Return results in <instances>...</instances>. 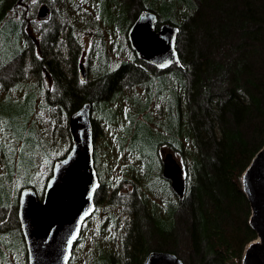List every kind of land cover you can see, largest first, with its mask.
<instances>
[{
	"label": "trees",
	"instance_id": "obj_1",
	"mask_svg": "<svg viewBox=\"0 0 264 264\" xmlns=\"http://www.w3.org/2000/svg\"><path fill=\"white\" fill-rule=\"evenodd\" d=\"M21 1L0 0V243L13 230L20 234L16 217L19 190L25 186L40 188V184L25 176L15 185L10 168L7 178H2L7 157L18 154L19 145L32 151L39 147L52 166L56 158L50 154V148L43 146V134L39 136L51 121L52 128H59L65 135L68 116L83 102H90L91 108L97 104L109 107L119 101L122 89L134 91L140 86L145 102L136 112L134 127L125 140L137 153L142 151L141 140L156 147L157 178L172 199L163 192L166 198L163 205L153 198L145 202L151 186L127 177L142 195L140 206H134L132 199L125 204L119 199L121 195L114 194L115 189L110 197L116 199L114 204H125L124 210L130 218L133 215V220L123 222L124 231L119 235L115 231L118 219L111 213L101 217L100 206L96 204L90 218L96 216L100 221L88 237L84 255L92 256L93 262L101 255L107 256L102 262L96 261L101 264H141L150 250L178 255L182 243H186L188 264H240L245 245L255 238L247 223L250 210L240 177L264 144V0H137L140 8L136 10H131V0H119L122 7L119 11L126 13L127 21L123 39L130 18L143 10L154 12L158 23L176 26L180 67L156 69L138 60L128 48L127 54L123 53L124 59L115 63L110 58L102 61L106 49L98 41L101 48L91 43L87 50L88 62L94 57L97 63L90 66L83 80L79 79L78 65L84 50L73 24L63 44L58 35L62 23L43 21L36 31L38 35L31 36L24 20L34 14L28 10L25 16ZM91 26L96 37H101L102 29L95 23ZM162 84L167 85L165 95L163 88L158 91L155 86ZM158 97L165 100L166 116L157 126L153 122V104ZM140 123L142 130L146 129L141 139L136 138ZM91 126L94 137L98 128L93 118ZM115 134L114 142L118 144L119 132ZM161 147L182 165L185 178L182 200L175 197L160 174ZM130 170L135 174L132 172L138 169ZM47 175L48 172L41 186ZM104 184L99 179L98 187ZM6 185L12 187L11 192H4ZM97 201L94 196V202ZM147 203L152 208L146 207ZM138 210L143 213L141 222L140 217L135 220ZM88 220L82 225L75 247L85 240ZM144 221L149 224L147 229ZM176 224L182 226L185 242L180 241ZM102 228L105 233L100 234ZM118 235L120 244L112 250L110 243ZM94 243L100 246L98 250L89 248ZM92 252L97 255L94 257ZM74 257L75 254L72 261Z\"/></svg>",
	"mask_w": 264,
	"mask_h": 264
},
{
	"label": "rangeland",
	"instance_id": "obj_2",
	"mask_svg": "<svg viewBox=\"0 0 264 264\" xmlns=\"http://www.w3.org/2000/svg\"><path fill=\"white\" fill-rule=\"evenodd\" d=\"M23 1H21L23 2L21 6L25 9V16H27L28 10H31V12L34 14V17L25 18L24 20L26 30L30 33L31 36L38 35L36 31L37 29L40 28L39 26H41L43 21L57 22L58 24L62 23L63 24L62 30L58 32V35H60L61 42L63 44L65 42V40L63 39H65L66 34L69 32L70 25L73 24V30L75 36L80 41L81 46L84 50V56L79 60L80 63H82L83 65L84 78L87 76L88 74L87 70L90 68V66L97 63L94 57H92V59H90L89 62L86 57L87 50L90 48L91 43H94V46H98L101 48L98 41L102 42L106 49V53L102 52L103 56L101 57V60L105 61L106 59L109 60L110 58L113 63L117 62L121 58L124 59L123 53L126 55L127 48L130 50L128 43L126 41V35L124 38L125 40L122 37L123 28L125 27L127 21L124 18V15L126 13L124 12V14H122L119 11L120 8H122L119 0H64V1L63 0H23ZM124 1L128 2L130 0H124ZM139 3L140 2H138L137 0H131V5H132L131 10H136L137 8H140ZM41 5H46L49 8V16L46 20L37 18V10ZM132 20L130 18V23L132 22ZM91 23L92 24L95 23L98 27L102 29V31L100 30L102 34L101 37L99 38L96 37V35L94 34V30L92 29ZM116 44H119V46L117 45L118 47L116 46L117 48L114 47ZM119 49H120V53L117 54ZM155 86L157 87L158 91L163 88L162 95H165V93H167L166 84L155 85ZM134 91L131 89H125V90L122 89L118 93L119 97L117 98H119V101L116 100L115 98V100L118 102L113 103L109 107L101 106L100 104H97L96 107L94 106L91 108V112H90V118L91 119L93 118L95 121H97V128H98V131H96V134L93 137V152H92L93 165L98 180L100 179L101 181L106 183L96 189L94 196L95 197L97 196L98 201L97 203L94 202V204H95V208H96V204H99L101 217H104L105 215H108V213H111L114 217L118 219L119 223L116 226L115 231L118 232L119 235H121V233L124 231V228H122L121 226L123 222L124 221L129 222L131 218L133 220V215L130 218L129 214H126L124 210L125 204L128 202V200L132 199L133 205L137 206L138 208L140 206L139 205L140 199H142V195L135 190V187L127 180V177L128 178L131 177V179H135L136 183H140V182L141 184L148 183L151 186L150 190L148 191V196L145 199V202H149V201L151 202V199L153 198V199H157L156 202H159L160 205H163L164 200L166 199L165 197H163L164 194L163 192L166 193L167 198H171L170 193L168 194L166 190L164 191L162 190L163 189L162 186L164 185L157 178L158 177L157 168L159 167V160H155L156 147L155 146L152 147L151 145H149L148 140H144V141L141 140V142L138 140L140 142L139 147L142 151L141 152L138 151L137 153L136 151L132 150L131 144L125 140V137H129V131H132L134 127V118L137 116L136 112L140 107H142V105L145 102V99L142 97L144 89L141 88L140 86H137L134 88ZM157 99L158 101H156L153 104V111H154L153 117H155L153 119L154 120L153 122L154 125L156 124L158 126L159 123L161 124L159 120L162 119L163 116L164 117L166 116V111H164L166 104L164 99L162 98L159 99V97ZM166 101L168 102V100ZM148 114L150 113H147L146 115ZM43 115L44 113H42L41 116ZM52 122L53 121L49 123V127L47 126L48 129L45 128L44 131H42V133L39 132V136L43 134V138H42L43 146L45 147V149L50 148L49 150L50 154L55 156V158L57 159L60 158L66 152V150L69 147L70 141H69L68 133H66L67 131L65 132L64 135L58 131L59 128L56 130L53 129ZM140 125L141 123L139 124V128L137 129L136 138L141 139L142 136L146 134V129H144L143 131ZM149 126L151 127V125ZM148 127L146 126L149 132ZM37 129L40 131L42 130L40 126H38ZM116 132H119L118 144L114 142L116 140V138L114 137V135H116L115 134ZM152 140H153V136L151 141ZM12 148H16V147L13 146ZM165 150H166L165 147L161 149V152L158 155L159 159L161 154L165 152ZM126 155H131V156H126ZM48 158L49 157L46 154H43V152L40 150L39 147H37V149H34V151H32L27 146L19 145L18 154L10 155L7 157L6 163L2 167L3 170L4 169L6 170V173L2 172V178L5 177L7 178V174H8L7 168H10L11 171L13 172V177H14L13 183L15 185H17L22 181L23 176H25L27 180L35 182L36 184H38V186L40 184V188H38V190L34 189L37 194V197L40 199L42 189L44 186V184L41 186L44 180L43 178L47 172L50 175L49 171L51 168L50 165L51 160H47ZM31 159L33 160L32 162L29 161ZM156 161L157 164L155 163ZM154 166L157 168H154ZM133 168L138 169L132 172L135 174H131L130 169ZM43 169H45L44 175H43L44 173ZM24 171L25 174H23ZM121 173L123 174L124 178ZM134 176H136V178H133ZM165 188H167L166 184H165ZM113 189H115L114 194L117 193V195H121L119 199L123 200L125 204H114L116 199L110 197ZM4 190H5L4 192L6 191L11 192L12 187L6 185ZM145 206L148 208L151 207L150 204L148 203L145 204ZM140 214L141 213L139 210L136 211L137 216L135 220H137V218H139L143 213L141 215ZM91 215L87 218L90 220H88V225L85 230V234H86L85 240H83L81 245H79L78 243L76 247L74 245L77 240L74 242V245L71 250L70 260L71 257H73V254H75L74 257L75 259L74 261L71 260V262L69 260L70 264H81V263L92 264V263H96V261L99 260L102 262L104 260V257H107L101 255L98 258V260L93 262L94 258L92 256L84 255L85 253L84 250L86 244L88 243V237L90 236L91 232L95 229L96 225L100 221L99 219L96 218V216L90 218ZM9 217L11 218V222L16 226L17 222L13 220L12 213L9 214ZM87 219L84 220L82 225L85 223ZM141 219L142 217H140V222ZM113 222H115V220ZM144 224H145L144 226L145 229H147L146 226L148 227L149 224L146 223L145 221ZM181 228L182 226L180 224H176V231L181 234L180 241L183 240V242H185V236L183 235ZM101 230L102 231H100V234L105 233L104 228H102ZM119 235L116 237L115 242L110 243L112 250L116 249L120 244V242L118 241ZM185 244L186 243H182L183 248L181 249L180 253H178L179 256L177 254L176 255L182 259L184 264H188L185 260V246H186ZM97 245L98 243H94V247L90 246L89 248H91V250H98L100 246ZM24 253H25V249H24L23 240L20 234L17 233L15 230H13L10 233L7 240H4L3 243H0V264H24L23 262ZM92 254L94 257L97 255L95 254V252H92Z\"/></svg>",
	"mask_w": 264,
	"mask_h": 264
},
{
	"label": "water",
	"instance_id": "obj_3",
	"mask_svg": "<svg viewBox=\"0 0 264 264\" xmlns=\"http://www.w3.org/2000/svg\"><path fill=\"white\" fill-rule=\"evenodd\" d=\"M49 8L41 5L37 18L45 20ZM126 41L135 57L159 70L180 67L176 50V26L158 23L150 10L139 12L126 30ZM79 79H84L82 63ZM91 103L83 102L67 120L69 147L53 161L40 199L33 187H22L17 196L16 216L27 264H68L81 225L94 211V193L99 186L93 165ZM160 174L182 200L185 178L182 165L169 151L160 157ZM248 203V226L255 233L242 252L240 264H264V144L253 155L240 177ZM73 237H75L73 239ZM70 241V243H69ZM141 264H184L175 253L150 250Z\"/></svg>",
	"mask_w": 264,
	"mask_h": 264
},
{
	"label": "flooded vegetation",
	"instance_id": "obj_4",
	"mask_svg": "<svg viewBox=\"0 0 264 264\" xmlns=\"http://www.w3.org/2000/svg\"><path fill=\"white\" fill-rule=\"evenodd\" d=\"M23 262H24V264H27V263H26V255H25V253H24Z\"/></svg>",
	"mask_w": 264,
	"mask_h": 264
},
{
	"label": "snow or ice",
	"instance_id": "obj_5",
	"mask_svg": "<svg viewBox=\"0 0 264 264\" xmlns=\"http://www.w3.org/2000/svg\"><path fill=\"white\" fill-rule=\"evenodd\" d=\"M75 237H73V239H74ZM69 243H70V241H69Z\"/></svg>",
	"mask_w": 264,
	"mask_h": 264
}]
</instances>
